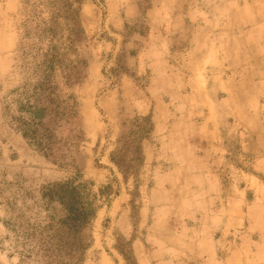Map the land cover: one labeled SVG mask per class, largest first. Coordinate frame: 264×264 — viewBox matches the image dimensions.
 Segmentation results:
<instances>
[{"label": "rangeland", "instance_id": "1", "mask_svg": "<svg viewBox=\"0 0 264 264\" xmlns=\"http://www.w3.org/2000/svg\"><path fill=\"white\" fill-rule=\"evenodd\" d=\"M40 1L0 0V264H48L64 182L92 211L82 264H264V0H84L45 151L23 136Z\"/></svg>", "mask_w": 264, "mask_h": 264}, {"label": "trees", "instance_id": "2", "mask_svg": "<svg viewBox=\"0 0 264 264\" xmlns=\"http://www.w3.org/2000/svg\"><path fill=\"white\" fill-rule=\"evenodd\" d=\"M83 1L44 0L34 5L38 9L47 10L48 14L46 19H41V15L44 14L42 11L35 16L40 21L36 25V36L41 43H45V49L37 48L41 58L37 72L42 75L40 91L44 97V104L39 111L30 112V120L24 123L23 136L31 146L41 151H45L47 147L42 143V139L38 140V131L43 129L49 134L51 121L45 123V119L51 116L53 98L59 90L55 82V72L62 57L59 46L61 21L69 23L68 40L71 46V35L80 25ZM28 2L30 0H27V4ZM42 199L50 204H57L61 215L54 214L47 217L49 223L41 231L44 239L38 243L39 251L36 255L46 259L48 264H82L85 247L81 244L80 236L92 218V211L81 189L73 182L49 184L43 189ZM33 253L28 251L27 254L30 256L22 255V257H32Z\"/></svg>", "mask_w": 264, "mask_h": 264}, {"label": "crops", "instance_id": "3", "mask_svg": "<svg viewBox=\"0 0 264 264\" xmlns=\"http://www.w3.org/2000/svg\"><path fill=\"white\" fill-rule=\"evenodd\" d=\"M88 4V2L87 3H85V4H83V9H84V7L86 6ZM183 134V133H182ZM152 161H153V159H151ZM149 161V159H147V162ZM152 161H150L149 163H152ZM182 165H184L185 164V162H184V159H183V161H182V163H181Z\"/></svg>", "mask_w": 264, "mask_h": 264}]
</instances>
